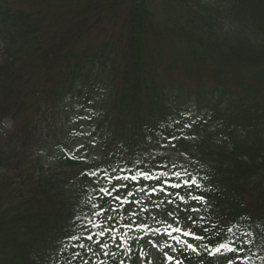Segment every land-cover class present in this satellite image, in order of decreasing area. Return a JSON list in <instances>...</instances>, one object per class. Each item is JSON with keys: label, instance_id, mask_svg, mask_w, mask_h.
Segmentation results:
<instances>
[{"label": "trees", "instance_id": "obj_1", "mask_svg": "<svg viewBox=\"0 0 264 264\" xmlns=\"http://www.w3.org/2000/svg\"><path fill=\"white\" fill-rule=\"evenodd\" d=\"M181 113L188 138L154 146ZM218 218L238 222L237 264H264V0H0V264H137L144 234L172 264H227L165 246L169 224ZM70 221L109 248L59 243Z\"/></svg>", "mask_w": 264, "mask_h": 264}, {"label": "snow or ice", "instance_id": "obj_2", "mask_svg": "<svg viewBox=\"0 0 264 264\" xmlns=\"http://www.w3.org/2000/svg\"><path fill=\"white\" fill-rule=\"evenodd\" d=\"M171 124H175L178 126V130L180 131L181 135H177V129L171 128V124L169 121H161L158 123L157 128L162 129L161 132H158L156 134V138L152 141L154 146H159V147H170V148H175L176 145L172 143L173 141H179L184 138H188L187 134H185L184 130L189 129L192 127L196 121H188L183 119V113H181V119L177 120L174 118H170ZM88 135H91V133H87ZM93 146L95 147V140H93ZM80 148H84V145L81 144ZM71 158L74 160H84L87 162L88 160V153L87 152H80L79 149L76 150V154L71 153L70 151ZM143 163V161H141ZM173 166H175V163L173 162ZM186 170V169H185ZM82 175L86 176H95L96 173L94 171L89 170L86 173H81ZM165 175H168V173H161L160 177H163ZM173 176H175L177 183L172 184L171 188L173 189H179L181 188V176L180 174L177 173H172ZM145 180H150L153 178V176L150 174V169L145 170L143 173L137 172L136 175L132 177L125 176L123 177V180H136L138 177H141ZM114 177H109V183H111L112 179ZM157 180H159V177H157ZM191 180V178H190ZM191 184L194 185L196 188H199V185L195 183L194 180L191 181ZM185 187L189 188V194H191V186L189 184H185ZM99 191L101 193H105L108 195H111L113 192L117 191L116 185H113L111 189L105 188L103 186L100 187ZM140 192H144L143 186L139 189ZM152 193L157 192L158 190L153 187L151 189ZM161 193H163V189H159ZM145 195H148L147 193ZM127 196H132V192L129 191L127 193ZM117 200H120L119 195H117ZM182 199V198H181ZM191 199L196 201L197 203H202L204 200V196L201 195H192ZM121 203H126V200L120 201ZM171 202V201H169ZM96 205H93V208H95ZM193 212H199V209L193 207L191 209ZM96 215H100L99 212L96 213ZM78 219H80L78 217ZM188 219H192L191 216L188 217ZM247 219H251L250 217H247ZM198 221L206 222V218L204 216H198ZM198 221H193L194 225L197 224ZM238 222L234 223L231 218L225 220V219H219L217 222L212 223L211 228L201 225V231L205 233L206 235H197L195 232H193L191 229L189 230H183L179 227H173L171 224H169V228L172 229V231L166 232V235L169 236L173 241L174 244L180 245V248L174 247L173 244H166L165 246L172 249L173 252H180L181 254L185 251L187 252H192L196 253L197 255H201L202 253H207L209 256H217L221 254V252H224L225 254L227 253H232L233 256L229 257L227 259V264H237V260L239 259L238 254L243 251V248L240 247H232L231 245L235 243V240L240 239V237L237 235L239 232V227L237 226ZM84 225H81L83 227ZM126 227H128L126 225ZM77 228V223L76 222H71L69 223L68 226V231L66 233L67 240H61L59 243L64 244L65 246L67 245L68 242H78L81 239H86L87 241H95L101 249L107 250L109 248V245L107 243L102 242V238L105 234L106 229L101 228V231L97 234L101 237V240H95V237L91 234L87 235L85 238L82 234H77L76 232ZM158 231V230H157ZM173 233H178V235H173ZM227 234H231L228 236ZM127 236V233L124 234ZM246 236H251L252 233L247 232L245 233ZM219 236L220 239H224L227 237L228 243H219V246L212 247L210 246L212 242L216 239V237ZM182 237L186 239H182ZM113 239L115 240V233H113ZM129 240H134L137 243L139 242L140 239H143V237H128ZM189 239L196 241L198 243H191L189 242ZM207 240L208 243H204V241ZM123 243H127V240L122 241ZM218 243V241H216ZM241 244L246 243V241L241 240ZM149 243H152L151 240H149ZM74 246H78L80 249H85V244L83 243H78ZM154 246H156L154 244ZM87 251L91 252L92 249L90 246H88ZM105 255H108V252L105 251ZM75 255L80 256V253H76ZM113 257L115 254H112ZM165 257L169 264H172V261L175 259L173 256L168 255L165 253ZM264 259V258H262ZM83 264H89V261L87 259L83 260ZM175 264H183L181 260L176 259ZM241 264H243V261H241Z\"/></svg>", "mask_w": 264, "mask_h": 264}, {"label": "rangeland", "instance_id": "obj_3", "mask_svg": "<svg viewBox=\"0 0 264 264\" xmlns=\"http://www.w3.org/2000/svg\"><path fill=\"white\" fill-rule=\"evenodd\" d=\"M154 238V235L147 234L140 240L141 248L144 250H140L137 254V264H164L166 262L162 239L154 240ZM149 240L152 243H149ZM159 245H161V248L157 247Z\"/></svg>", "mask_w": 264, "mask_h": 264}]
</instances>
